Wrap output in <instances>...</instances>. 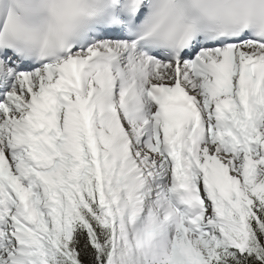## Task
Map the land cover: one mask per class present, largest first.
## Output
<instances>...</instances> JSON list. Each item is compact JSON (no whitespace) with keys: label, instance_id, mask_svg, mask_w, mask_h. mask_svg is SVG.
Instances as JSON below:
<instances>
[{"label":"snow or ice","instance_id":"6c2138e0","mask_svg":"<svg viewBox=\"0 0 264 264\" xmlns=\"http://www.w3.org/2000/svg\"><path fill=\"white\" fill-rule=\"evenodd\" d=\"M0 264H264V0H0Z\"/></svg>","mask_w":264,"mask_h":264}]
</instances>
